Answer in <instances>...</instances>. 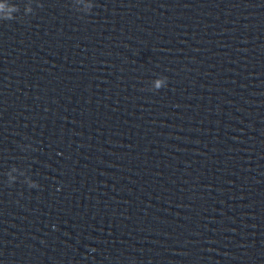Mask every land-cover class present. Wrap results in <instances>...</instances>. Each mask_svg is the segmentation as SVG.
<instances>
[{
    "label": "water",
    "instance_id": "95a60500",
    "mask_svg": "<svg viewBox=\"0 0 264 264\" xmlns=\"http://www.w3.org/2000/svg\"><path fill=\"white\" fill-rule=\"evenodd\" d=\"M0 264H264V0H0Z\"/></svg>",
    "mask_w": 264,
    "mask_h": 264
}]
</instances>
